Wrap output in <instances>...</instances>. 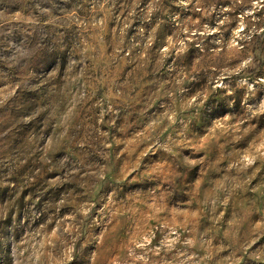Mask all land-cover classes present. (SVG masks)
Wrapping results in <instances>:
<instances>
[{
    "label": "rangeland",
    "instance_id": "1",
    "mask_svg": "<svg viewBox=\"0 0 264 264\" xmlns=\"http://www.w3.org/2000/svg\"><path fill=\"white\" fill-rule=\"evenodd\" d=\"M0 264H264V0H0Z\"/></svg>",
    "mask_w": 264,
    "mask_h": 264
}]
</instances>
